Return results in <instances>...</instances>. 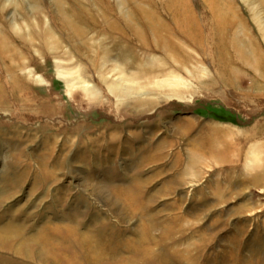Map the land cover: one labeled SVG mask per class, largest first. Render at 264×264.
Instances as JSON below:
<instances>
[{
	"label": "rangeland",
	"instance_id": "rangeland-1",
	"mask_svg": "<svg viewBox=\"0 0 264 264\" xmlns=\"http://www.w3.org/2000/svg\"><path fill=\"white\" fill-rule=\"evenodd\" d=\"M176 1L0 0V264H264V6Z\"/></svg>",
	"mask_w": 264,
	"mask_h": 264
},
{
	"label": "bare ground",
	"instance_id": "bare-ground-1",
	"mask_svg": "<svg viewBox=\"0 0 264 264\" xmlns=\"http://www.w3.org/2000/svg\"><path fill=\"white\" fill-rule=\"evenodd\" d=\"M185 0H178L176 1V14L173 16V21L176 23L177 27H178V31L181 33V34H187L188 30H187V25H191L192 29H193V22H189V20L187 21V17L190 15L189 12H185L183 13V9L184 7L183 4H184ZM204 4L207 5L208 7H210L211 9V13H212V17L214 19V23L216 24V21L221 19L223 16H225V14H227V12L230 11V6L229 4H227L224 0H203ZM259 2V5H262L264 6V0H258ZM254 4V3H253ZM252 4V5H253ZM140 13V18H142L145 22H146V26H147V29H148V32L150 33V37L152 39L153 42H155L154 44L156 45H159V43L163 42V34H166L168 36H170V30L167 28V27H162V32H158L157 31V21L158 19H155L154 18V15H151L150 14H147L144 12H142L141 10L138 11ZM183 16V17H181ZM185 16V17H184ZM137 18V17H136ZM127 19V18H126ZM212 19V18H210ZM105 21V20H104ZM138 21V20H137ZM69 22V21H68ZM240 24H241V21H239ZM144 24V23H143ZM67 25V24H66ZM109 25V24H108ZM160 25V24H159ZM208 25H209V22H208ZM112 26V25H110ZM210 26V25H209ZM216 27L215 31L218 33V34H222V30L219 26H214ZM195 28V27H194ZM145 29V28H144ZM245 29V28H243ZM146 31V30H145ZM147 32V33H148ZM146 33V34H147ZM241 31H239L238 29L236 31L233 32L232 34V38L233 39H238L239 36H241ZM135 35L137 36V33H135ZM140 33L138 31V37H139ZM74 36L77 37L78 39L80 38H83V32L82 30L78 29L75 33H74ZM148 36V35H147ZM206 38V37H205ZM248 40V39H247ZM221 39L218 38L217 39V42H216V46H218L219 49H221L223 47V43L221 44L220 43ZM212 42V41H211ZM141 43V42H140ZM140 45V44H139ZM222 46V47H221ZM143 47V45L141 46ZM158 48V47H157ZM252 48V47H251ZM167 54H171V51H168ZM174 55V54H173ZM171 55L170 56V59L172 61H175L174 58L176 59V56H173ZM251 57H249V61H251ZM252 64L254 63L251 62Z\"/></svg>",
	"mask_w": 264,
	"mask_h": 264
}]
</instances>
